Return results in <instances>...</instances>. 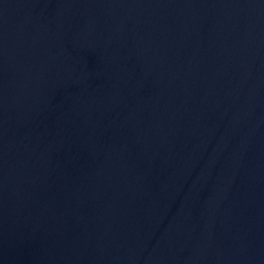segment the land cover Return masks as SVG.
I'll list each match as a JSON object with an SVG mask.
<instances>
[{
    "label": "water",
    "instance_id": "1",
    "mask_svg": "<svg viewBox=\"0 0 264 264\" xmlns=\"http://www.w3.org/2000/svg\"><path fill=\"white\" fill-rule=\"evenodd\" d=\"M0 264H264V0H0Z\"/></svg>",
    "mask_w": 264,
    "mask_h": 264
}]
</instances>
